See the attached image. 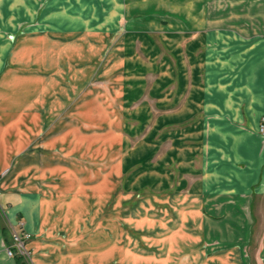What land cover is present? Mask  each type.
Masks as SVG:
<instances>
[{"label":"crops","instance_id":"1","mask_svg":"<svg viewBox=\"0 0 264 264\" xmlns=\"http://www.w3.org/2000/svg\"><path fill=\"white\" fill-rule=\"evenodd\" d=\"M33 1L0 0V264H27L7 253L13 237L4 215L16 225L23 219L33 235L34 264H114L116 256L162 264L175 252L190 264H249L251 228L264 214V0H186L185 29L168 32L155 20L126 34L143 48L137 60L146 71L113 81V97L100 96L96 80L84 83L107 44L98 0H68L44 14ZM115 5L102 22L115 18ZM112 53L103 66L114 78ZM100 100L114 119L120 110L138 125L116 127L118 143L109 138V153L85 174L84 149L98 147ZM100 181L110 188L99 192ZM123 182L126 190L150 186L174 217L150 222L158 230L138 238L157 246L154 254L124 242L123 222L88 217L115 185L125 197ZM166 237L173 252L163 254Z\"/></svg>","mask_w":264,"mask_h":264},{"label":"rangeland","instance_id":"2","mask_svg":"<svg viewBox=\"0 0 264 264\" xmlns=\"http://www.w3.org/2000/svg\"><path fill=\"white\" fill-rule=\"evenodd\" d=\"M67 1L68 0H34L33 3L36 5V7L37 5H39L38 7L40 14H44L48 11L49 12L52 11L53 10L52 8L58 7L59 3L61 4ZM82 2L85 3L86 1L83 0ZM98 2L99 4H97V8H98V16L100 22L99 23L100 26L98 28V32L100 35L99 37L103 38L102 34H100L103 33L104 39L107 40V44L104 47L98 48V53L101 56L100 60L102 59V61H100L99 64L98 73H96V69L94 68L92 70L84 69L85 72H87L86 74H84V83L87 82L86 84H88L89 82L96 80L98 82L96 88L99 90L100 96L102 94L104 95L109 94L113 97L114 94L116 93L113 90L114 88L112 87V82L115 81V85L118 86V83L122 81V77L123 75L126 74V72L132 69L137 72L141 71L142 65L138 63L137 59L145 60L146 57L143 48L138 45L137 38L130 37L126 34L129 35L138 34V30L147 29L149 24H151L155 20H157V22L162 23L163 29L165 31L167 30L168 32L171 30L173 31L177 29H183V28L185 29L186 0H115V2L113 3H111L108 0H98ZM120 2L123 3L119 4ZM73 4L75 7L76 4L74 2ZM87 5L88 6L91 5L90 2ZM113 5H115L116 8L115 18L113 19L107 18L104 19L102 22L101 15L104 12H106V9H112ZM106 25L114 26V29H112L111 31H107L109 32L108 35L104 34V32H106L104 31L106 29ZM110 52H113L110 57L113 56L112 59L115 62L119 63V64L117 63L116 65L117 67L113 71L114 78L110 77V74L107 75L106 70L104 69L103 66V63L105 62L103 60L107 59L106 56L107 54L109 55ZM163 52L164 54L170 52L169 49L165 46V44H163ZM130 61L134 63L131 64V66L128 65L129 63H131ZM136 67L139 70H135L134 68ZM142 71L145 72L146 70L143 69ZM84 86L86 85L84 84ZM120 90L123 92L122 89ZM108 103H109L108 101H103V100H100L99 102V111H98L99 125H98V132L95 134L98 139V147L93 148V150L84 149L82 169H83V173L85 174L90 172L89 164L92 161H94V159H96V155H98L99 158L101 159V157L109 153L110 150H106L107 144H110V142H108L109 138L115 137V141H116L115 143H118L117 136L119 134L113 132L116 127L117 129H119L120 128L119 125H123V123H126V126L129 128H135V126L138 125L137 118L124 116L122 115L120 110L119 111L116 110L117 117L114 119V111L107 112L106 106L108 105ZM152 122H153V118H152ZM261 136H263L264 138V134ZM99 166L100 169H102L101 167L103 165L99 164ZM105 168L106 167L104 166L103 169ZM123 184L124 182L122 183V185ZM110 185L111 182H109L107 185L105 181H100L99 192L107 190V188H110ZM122 185L120 184L118 188L124 189V192L126 193L125 197L122 196L119 197L120 191L117 190L115 185L114 197L111 195L107 196L106 195L107 193H104L103 194L104 197L101 198L102 201L100 202V204L103 205L101 207L100 212L98 214L89 213L88 217L89 216H92V218L96 217V219L99 222L106 221L108 219H113L121 224L123 222L124 224L122 230L123 232H125V236L123 239L124 242H128V243L131 242L132 247L134 248L136 247L137 249L140 248L146 249L147 252L154 254L155 252L154 249L155 248L157 249V246L151 245L148 242L139 245L138 238L145 233L144 231L148 233L147 234L148 236L158 230V229L155 230L154 228H150L153 227V225L150 224V222L154 223L155 221H157V219L160 220L161 218L162 220L171 221L174 217L169 218V216L162 213V209L164 208V206L156 202V200L154 199L155 191H153L152 188H149L150 186L144 185L140 189L137 188V190L132 188L130 190H126L125 189L126 186L125 185L122 186ZM113 203H115V212L112 213L110 212V209ZM0 209L2 210V214H6L5 206L1 203H0ZM4 216L7 219L6 221L8 222V226L12 237L15 232H19L22 228L26 230L24 227L23 219H20L18 224L16 225L15 223L13 224L12 222H10V220L6 215ZM139 220L143 221L144 224L147 223V225L144 226V225L134 224L135 223L134 221L137 222ZM259 224L264 225V214L262 213L258 214V217L256 218V226H254V228H251L250 239L248 244L246 245L249 264H258L255 258L256 256L255 254L258 251V246L263 237L262 235L264 234V228L258 227ZM32 236L33 235L30 233L29 238L24 243V247H22V250H24L23 255L24 258L26 259L25 262L27 264H34L33 249L29 247L27 243L28 240L30 241L33 238ZM171 240L172 238L169 237L163 239L162 241L163 254H165L166 252L168 254L170 251L173 252V246H171V248L170 247L168 248L169 245L168 243ZM5 251H6L5 246L1 244V240H0V252H5ZM17 253H19V250H17ZM175 253H172L173 255H171L172 256L171 258L167 256V260L163 258L162 264L192 263V262L190 263L182 262L183 259H177L176 258L177 255ZM116 258L114 264H121L120 257L118 258V256H116ZM145 262L146 263L144 264H148V263L156 264L153 258L149 260L147 259V261Z\"/></svg>","mask_w":264,"mask_h":264},{"label":"built area","instance_id":"3","mask_svg":"<svg viewBox=\"0 0 264 264\" xmlns=\"http://www.w3.org/2000/svg\"><path fill=\"white\" fill-rule=\"evenodd\" d=\"M259 130L262 134H264V121L260 124ZM29 236L30 233L23 228L19 232H15L13 234L14 245L7 248V253L11 256H16L17 254L24 256V250H22V247H24V243L27 241ZM17 250H19V253H17Z\"/></svg>","mask_w":264,"mask_h":264},{"label":"trees","instance_id":"4","mask_svg":"<svg viewBox=\"0 0 264 264\" xmlns=\"http://www.w3.org/2000/svg\"><path fill=\"white\" fill-rule=\"evenodd\" d=\"M19 257L18 258H20L21 257V255H18Z\"/></svg>","mask_w":264,"mask_h":264}]
</instances>
